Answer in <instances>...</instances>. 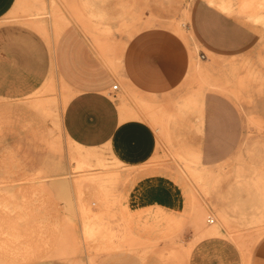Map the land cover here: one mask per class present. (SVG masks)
Wrapping results in <instances>:
<instances>
[{"label":"rangeland","instance_id":"1","mask_svg":"<svg viewBox=\"0 0 264 264\" xmlns=\"http://www.w3.org/2000/svg\"><path fill=\"white\" fill-rule=\"evenodd\" d=\"M195 1L17 0L13 5L3 23L29 24L47 36L53 29L56 38L69 28L71 48L81 38L90 39L103 71L112 68L118 75L104 94L113 102L114 94L120 101L131 97L143 108L153 142L147 159L130 163L115 157L110 143L76 141L64 124L63 106L78 94L61 80L25 95L0 94V264H250L252 236L264 229L259 219L264 207V0H229L236 6L231 13L219 6L221 0H205L257 35L244 53H210L213 71L207 81L196 72L167 74L152 80L148 100L132 92L125 64L128 41L151 26L171 28L195 48L185 30ZM114 84L119 90L112 89ZM191 87L204 88L203 99L225 105L234 125L227 147L201 159L225 170L209 187L200 169L191 174L193 161L182 154L171 128L167 134L168 117ZM144 179L164 181L179 193L180 218L170 209L130 210L129 188ZM243 195L260 209L250 211L248 202L247 216L229 210L225 219L220 209ZM71 213H80L81 220ZM252 216L256 223H250Z\"/></svg>","mask_w":264,"mask_h":264},{"label":"crops","instance_id":"2","mask_svg":"<svg viewBox=\"0 0 264 264\" xmlns=\"http://www.w3.org/2000/svg\"><path fill=\"white\" fill-rule=\"evenodd\" d=\"M16 1L0 0V94L25 95L39 88H49L55 79L61 80L70 92L78 94L63 106L66 111L64 124L71 137L86 146L110 143L115 157L130 163L147 159L152 153L153 142L146 128L151 125L147 113L131 102V97L120 101L114 94L113 102L104 94L111 87L112 77L118 75L112 68L103 71V63L91 40L81 38L75 41L76 48H71L72 31L69 28L56 38L53 29L47 36L29 24L3 23L8 21ZM185 30L194 39V50L180 34L163 26L144 28L128 41L124 53L132 92L150 100L152 80H162L167 74L196 72L207 81L213 71L209 63L210 53L222 57L241 54L257 39L253 29L205 0H196L192 4ZM196 57L200 60L192 59ZM183 84L186 86L185 82ZM204 96L202 87L188 89L166 125L167 134L171 128L182 154L185 151L193 161L191 174L195 177L200 169L206 175L209 187L225 170L220 166L206 165L201 159L214 156L227 147L234 125L225 105L214 99H203ZM177 174L181 182L187 183L181 174ZM249 197L243 195L227 208H221V215L228 219L229 210H232L239 211V216H247L245 205H248ZM128 202L132 212L170 209L179 218L183 209L179 193L161 180L135 182L129 188ZM249 204L250 211L260 209ZM69 207L72 212L77 210L75 202ZM259 214V219L264 220V207ZM70 217L81 220L80 213H71ZM250 218V223L257 222L253 216ZM252 238L256 241L250 264H264V229Z\"/></svg>","mask_w":264,"mask_h":264},{"label":"bare ground","instance_id":"3","mask_svg":"<svg viewBox=\"0 0 264 264\" xmlns=\"http://www.w3.org/2000/svg\"><path fill=\"white\" fill-rule=\"evenodd\" d=\"M212 1V0H211ZM229 0H221V1H219V6L223 9V10H225V11H227V12H229V13H231V12H234V9H235V7H234V5L229 1ZM213 3H215V2H213ZM216 4V3H215ZM214 4V5H215ZM242 9H244V8H242ZM238 11H239V9H237ZM244 11V10H243ZM185 13V12H184ZM236 13V12H235ZM239 13H241L240 11L238 12V15H239ZM246 13V12H245ZM256 12H254L253 14H255ZM242 14H244V13H242ZM241 14V15H242ZM252 14V13H251ZM188 15V14H187ZM249 15H250V13H249ZM257 15V14H256ZM183 16H185V15H183ZM251 16V15H250ZM261 17H262V15H261ZM260 17V18H261ZM249 18H251V17H248V19ZM252 20H254L255 21V19L252 17L251 18ZM257 16H256V21H257ZM260 20H262V22H263V24H264V18H261ZM255 21V22H256ZM258 22V21H257ZM182 28V27H181ZM180 27H177V29L180 31V32H182V33H184V31L181 29ZM193 68V67H192ZM194 73V72H193ZM205 177V176H204ZM60 182H63L62 180L60 181ZM63 196V195H62ZM214 231V233H217V234H221V230L220 229H218L217 227H215V229L213 230Z\"/></svg>","mask_w":264,"mask_h":264},{"label":"built area","instance_id":"4","mask_svg":"<svg viewBox=\"0 0 264 264\" xmlns=\"http://www.w3.org/2000/svg\"><path fill=\"white\" fill-rule=\"evenodd\" d=\"M113 89L114 90H117L118 89V84L113 85ZM208 220H209L210 223H213L214 222V219L213 218H210Z\"/></svg>","mask_w":264,"mask_h":264}]
</instances>
